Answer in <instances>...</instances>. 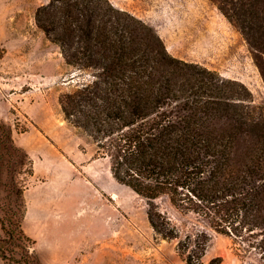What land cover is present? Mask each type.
<instances>
[{"label":"rangeland","instance_id":"374dc122","mask_svg":"<svg viewBox=\"0 0 264 264\" xmlns=\"http://www.w3.org/2000/svg\"><path fill=\"white\" fill-rule=\"evenodd\" d=\"M52 1L0 0V123L9 127L13 145L0 149V214L10 210L12 177L22 187L20 227L29 240L22 258L0 232V264H187L188 256L199 257L197 264H264L260 249L239 250L166 198L149 203L117 183L95 143L66 122L65 95L93 76L66 64L36 26L37 10ZM108 1L150 26L170 56L242 84L251 105L264 109L257 67L264 56L246 41L247 29L242 32V19L263 12L264 0ZM150 212L160 215L158 222L167 218L176 238L157 234Z\"/></svg>","mask_w":264,"mask_h":264},{"label":"trees","instance_id":"16d2710c","mask_svg":"<svg viewBox=\"0 0 264 264\" xmlns=\"http://www.w3.org/2000/svg\"><path fill=\"white\" fill-rule=\"evenodd\" d=\"M247 17L242 32L264 56V11ZM35 23L66 64L92 73L90 84L65 95L62 113L95 143L116 182L149 203L166 198L239 250L260 249L264 260V109L251 105L246 88L173 58L150 26L108 0H54L37 10ZM257 67L264 83V62ZM0 133V149L12 148L9 127L0 123ZM10 180L2 242L27 258L22 187ZM158 217L148 214L153 230L176 238L168 219Z\"/></svg>","mask_w":264,"mask_h":264}]
</instances>
